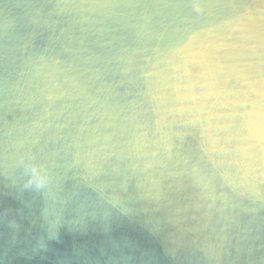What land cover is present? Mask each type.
<instances>
[{
  "label": "water",
  "instance_id": "obj_1",
  "mask_svg": "<svg viewBox=\"0 0 264 264\" xmlns=\"http://www.w3.org/2000/svg\"><path fill=\"white\" fill-rule=\"evenodd\" d=\"M0 264H264V0H0Z\"/></svg>",
  "mask_w": 264,
  "mask_h": 264
}]
</instances>
